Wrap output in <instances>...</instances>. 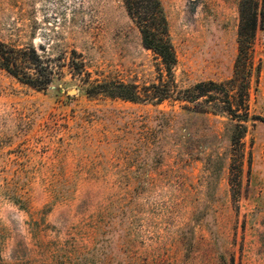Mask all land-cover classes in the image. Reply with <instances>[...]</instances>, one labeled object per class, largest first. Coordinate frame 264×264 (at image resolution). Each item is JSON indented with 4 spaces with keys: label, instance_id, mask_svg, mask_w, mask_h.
Segmentation results:
<instances>
[{
    "label": "rangeland",
    "instance_id": "374dc122",
    "mask_svg": "<svg viewBox=\"0 0 264 264\" xmlns=\"http://www.w3.org/2000/svg\"><path fill=\"white\" fill-rule=\"evenodd\" d=\"M161 1L172 77L122 0H0V40L57 72L0 69V264H264V19L249 44L242 0Z\"/></svg>",
    "mask_w": 264,
    "mask_h": 264
},
{
    "label": "trees",
    "instance_id": "16d2710c",
    "mask_svg": "<svg viewBox=\"0 0 264 264\" xmlns=\"http://www.w3.org/2000/svg\"><path fill=\"white\" fill-rule=\"evenodd\" d=\"M126 11L136 25L141 35L142 45L145 49L152 51L159 57L164 66L167 76L172 77V71L177 63L176 54L171 42L168 19L161 0H122ZM246 14L248 21L244 24ZM259 17L264 19V13H258L257 0H242L241 5V38L246 36L251 44L256 35ZM71 69L79 72L84 71L83 63L73 64ZM0 69L17 79L19 82L38 90H46L53 83L57 74L56 68L50 61L41 56L33 47L16 48L0 40ZM208 85V84H205ZM213 87V83L209 84ZM203 84L198 85L195 89L199 90L197 97L205 96ZM157 88V87H156ZM90 95L105 94L111 98H119L131 102L142 101L143 97L134 85L125 84H101L87 88ZM152 99L150 96H146ZM156 98V97H154ZM171 98L169 93L157 97L158 104ZM193 98L187 96L181 98L178 96L177 101L192 102Z\"/></svg>",
    "mask_w": 264,
    "mask_h": 264
}]
</instances>
